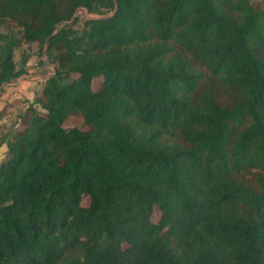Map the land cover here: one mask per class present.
I'll return each instance as SVG.
<instances>
[{
	"label": "trees",
	"instance_id": "16d2710c",
	"mask_svg": "<svg viewBox=\"0 0 264 264\" xmlns=\"http://www.w3.org/2000/svg\"><path fill=\"white\" fill-rule=\"evenodd\" d=\"M32 43L55 69L1 140L0 264H264V8L0 0V88Z\"/></svg>",
	"mask_w": 264,
	"mask_h": 264
},
{
	"label": "rangeland",
	"instance_id": "374dc122",
	"mask_svg": "<svg viewBox=\"0 0 264 264\" xmlns=\"http://www.w3.org/2000/svg\"><path fill=\"white\" fill-rule=\"evenodd\" d=\"M252 4L264 8V0H249ZM82 10V11H81ZM77 13L79 21L76 24V27H82L83 20L90 17H95L96 15H90L86 10L81 9ZM22 49L27 51L30 54V59L27 65L28 73L27 77L21 79L23 85H29L26 90L30 94L29 98L26 96V91L20 96L14 95L9 92V90L3 89L2 92L5 93V97L0 103V147H3V150L0 151V162L2 161L4 155L6 154V143L1 142L4 136H9L17 129H22L24 126L22 122V116L25 115L27 108L31 104L30 99H34L36 93L40 92V89L43 84V79L45 76H49L54 73V65L48 62L46 54L41 53L37 43H32L30 46L23 45V48L16 50L15 60L20 61ZM29 80V82H28ZM102 78L96 77L93 81L94 88L100 86ZM20 83V82H19ZM30 87V88H29ZM39 108V107H38ZM65 127L78 126L81 128H87L88 126L84 125V121L81 117L72 115L64 123ZM89 203V197H84L83 204L87 205ZM158 214L154 215L155 219H158Z\"/></svg>",
	"mask_w": 264,
	"mask_h": 264
},
{
	"label": "crops",
	"instance_id": "0c3cea01",
	"mask_svg": "<svg viewBox=\"0 0 264 264\" xmlns=\"http://www.w3.org/2000/svg\"><path fill=\"white\" fill-rule=\"evenodd\" d=\"M27 75V74H25ZM24 76V75H23ZM24 79V78H23ZM29 82V80H28ZM29 85H23L20 81V83H17L15 84V82L12 84L10 83H6L5 85H3L1 88H0V103H2V99L5 97V93L2 92L3 89H6V90H9V92L12 94V96L14 95H17V96H20L21 94H23L25 91L24 89H27ZM24 87V89H23ZM30 88V87H29ZM26 93V96H30L29 93H27V91L25 92ZM30 101H32V99H30ZM3 150V147L1 146L0 147V151ZM5 156V155H4ZM4 158V157H3ZM3 160V159H2Z\"/></svg>",
	"mask_w": 264,
	"mask_h": 264
},
{
	"label": "built area",
	"instance_id": "2783aa9c",
	"mask_svg": "<svg viewBox=\"0 0 264 264\" xmlns=\"http://www.w3.org/2000/svg\"><path fill=\"white\" fill-rule=\"evenodd\" d=\"M82 11V10H81ZM23 77L24 78H26L27 77V75H22V76H20V77H18L17 79H15L14 81H12V82H9L10 84L12 83H14L15 82V84H17V83H19L20 81H21V79H23Z\"/></svg>",
	"mask_w": 264,
	"mask_h": 264
},
{
	"label": "water",
	"instance_id": "95a60500",
	"mask_svg": "<svg viewBox=\"0 0 264 264\" xmlns=\"http://www.w3.org/2000/svg\"><path fill=\"white\" fill-rule=\"evenodd\" d=\"M71 21H69V22H64V23H62L61 25H63V24H66V23H70Z\"/></svg>",
	"mask_w": 264,
	"mask_h": 264
}]
</instances>
